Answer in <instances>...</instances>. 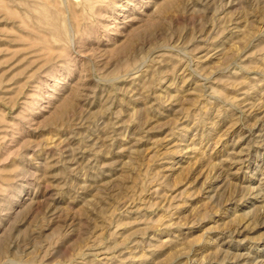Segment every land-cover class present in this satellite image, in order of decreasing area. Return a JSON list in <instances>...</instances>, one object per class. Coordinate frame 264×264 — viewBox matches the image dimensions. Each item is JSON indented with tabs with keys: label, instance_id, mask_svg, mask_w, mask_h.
I'll return each mask as SVG.
<instances>
[{
	"label": "rangeland",
	"instance_id": "374dc122",
	"mask_svg": "<svg viewBox=\"0 0 264 264\" xmlns=\"http://www.w3.org/2000/svg\"><path fill=\"white\" fill-rule=\"evenodd\" d=\"M0 264H264V0H0Z\"/></svg>",
	"mask_w": 264,
	"mask_h": 264
}]
</instances>
